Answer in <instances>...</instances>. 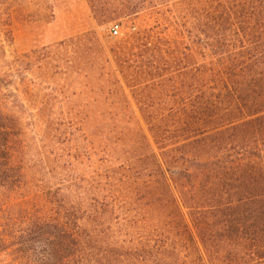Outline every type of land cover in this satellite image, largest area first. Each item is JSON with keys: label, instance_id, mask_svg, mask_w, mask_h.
Returning <instances> with one entry per match:
<instances>
[{"label": "trees", "instance_id": "1", "mask_svg": "<svg viewBox=\"0 0 264 264\" xmlns=\"http://www.w3.org/2000/svg\"><path fill=\"white\" fill-rule=\"evenodd\" d=\"M178 1L187 40L61 44L68 100L0 73V264H264V0L89 4Z\"/></svg>", "mask_w": 264, "mask_h": 264}, {"label": "rangeland", "instance_id": "2", "mask_svg": "<svg viewBox=\"0 0 264 264\" xmlns=\"http://www.w3.org/2000/svg\"><path fill=\"white\" fill-rule=\"evenodd\" d=\"M120 1V0H115ZM178 1L153 2L151 7L130 20L99 26L89 0H0V73L16 70L23 62L29 82L41 86L43 95L53 91L59 100L79 92L71 80L61 79L56 63L74 58L65 50L71 40H103L114 43L134 31L153 30L166 40H187L185 7ZM119 26L120 33L111 30ZM96 32V37L86 34Z\"/></svg>", "mask_w": 264, "mask_h": 264}, {"label": "built area", "instance_id": "3", "mask_svg": "<svg viewBox=\"0 0 264 264\" xmlns=\"http://www.w3.org/2000/svg\"><path fill=\"white\" fill-rule=\"evenodd\" d=\"M119 33H120L119 26H115V27L112 28V30H111V34H112L113 36L116 37V36L119 35Z\"/></svg>", "mask_w": 264, "mask_h": 264}]
</instances>
